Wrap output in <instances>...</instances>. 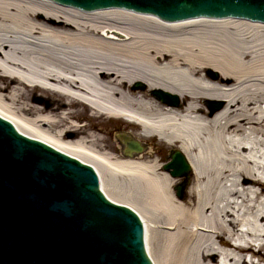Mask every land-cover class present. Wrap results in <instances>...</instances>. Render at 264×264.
Here are the masks:
<instances>
[{"label":"bare ground","instance_id":"obj_1","mask_svg":"<svg viewBox=\"0 0 264 264\" xmlns=\"http://www.w3.org/2000/svg\"><path fill=\"white\" fill-rule=\"evenodd\" d=\"M0 115L92 165L154 264H264V23L0 0Z\"/></svg>","mask_w":264,"mask_h":264},{"label":"water","instance_id":"obj_2","mask_svg":"<svg viewBox=\"0 0 264 264\" xmlns=\"http://www.w3.org/2000/svg\"><path fill=\"white\" fill-rule=\"evenodd\" d=\"M54 1L85 11L124 7L167 21L208 16L264 22V0ZM50 145L0 116V264H153L139 215L107 198L92 166ZM129 146L142 149L136 142ZM173 157L168 167L186 175L183 155Z\"/></svg>","mask_w":264,"mask_h":264},{"label":"rangeland","instance_id":"obj_3","mask_svg":"<svg viewBox=\"0 0 264 264\" xmlns=\"http://www.w3.org/2000/svg\"><path fill=\"white\" fill-rule=\"evenodd\" d=\"M137 87H139V88H143V87L140 86V85H138ZM86 122H87V120H82V121H81V123H86ZM118 132H120V131H116V133L114 134L115 137H116V135H117ZM120 134H122V133H120ZM120 137H122V136H120ZM116 138H117V137H116ZM185 179H187V178H185ZM185 179H184V180H185ZM184 180H183V181H184ZM187 184H188V181H187ZM187 184H186V186H187ZM185 188H186V187H185ZM184 190H185V189H184Z\"/></svg>","mask_w":264,"mask_h":264}]
</instances>
